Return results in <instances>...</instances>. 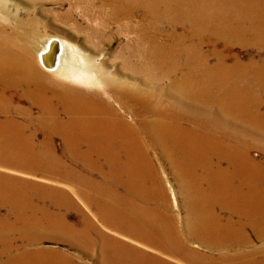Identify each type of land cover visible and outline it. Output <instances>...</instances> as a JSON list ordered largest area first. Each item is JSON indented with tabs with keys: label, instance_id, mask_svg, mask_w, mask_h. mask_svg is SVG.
Wrapping results in <instances>:
<instances>
[{
	"label": "bare ground",
	"instance_id": "bare-ground-1",
	"mask_svg": "<svg viewBox=\"0 0 264 264\" xmlns=\"http://www.w3.org/2000/svg\"><path fill=\"white\" fill-rule=\"evenodd\" d=\"M108 6L115 14L122 15H129L132 10L141 8L150 24L143 31V36H147V44L122 47L119 56L120 66L112 69L117 78H107L105 74L99 72V69L92 68L94 65L89 61L80 71H72L70 64L63 66L65 48L58 40L55 41L60 45L61 55L57 57L56 67L51 70L45 68L42 58L49 52L53 42L49 39L37 54L41 66L60 78L81 79L87 85H98L100 90L89 89L76 93L74 91L77 90L73 88L63 87L62 89L68 90H60L57 94L61 106L59 112L56 109L46 108L40 91L28 92L22 96L41 108V115L35 119V123L42 129L48 130L45 139L52 135L70 139L74 148L85 142L89 143L88 151L81 149L82 153H76L74 157H79V161H86L88 169L93 170L94 175L99 174L101 180L90 182L86 177L91 178L94 175H81L69 171L61 172V178L70 181L65 183L74 186L73 192L83 197L87 207L91 204L97 206L93 215L97 220L100 218L101 222L98 220L100 224L107 228L120 225L126 235L131 234L133 228L139 229L133 234L153 250L169 255L180 254L179 256H183L184 260L187 259L189 264H264V257L260 256L261 247H251L244 232L236 229L233 223H229L230 219L222 222L219 218L198 209L212 203L230 212L229 209L236 205L241 210L240 214L247 217L251 212L250 209L254 207L249 208L248 205L241 203L244 196L240 197L238 192L230 193L229 184L231 176L234 177L237 170L249 176V178L245 176V180L241 179L242 185L245 186L248 184L250 186L252 179L259 181L262 176L252 178L250 170L243 168L245 161H242L248 155V147L236 134L241 129L246 130L245 135L249 139L254 136L251 135V131L256 129L260 132L258 135L263 134L264 138L262 111L264 109V0H108ZM165 24L168 25L170 32L167 36L162 32ZM177 27H180L181 31L184 28L185 31L178 33ZM1 41L7 40L0 37V74L13 73L9 81L7 78L0 80V115L6 117L5 120L0 121V141L6 144L15 141L25 142L33 136L24 137L23 128L8 118L12 112L13 96L7 92L13 87H22L23 79L34 71L31 67L23 65L24 59L30 57L22 59L20 56H15L12 50L17 46L8 41L10 50L5 47L6 44H1ZM141 47L144 48L139 51ZM235 47L249 49L252 54L246 61H242L238 53H233ZM10 62L13 63L9 64ZM16 73L21 74L17 80H15ZM129 77L131 82L124 80ZM250 79L248 87L245 84ZM138 85H142L143 88ZM251 110L255 111L251 112ZM62 115L65 117L64 120L60 119ZM41 116H45L55 127L52 130L48 129L40 121ZM24 118L28 120L27 114ZM208 126L211 129H206ZM115 142H120L122 145L119 143L120 147L114 146ZM103 143L107 145H100ZM152 153L164 159L179 153H188L190 156H195L197 153L211 154L226 164L223 174L221 173L223 188L218 191L215 189L214 184L218 176L216 171L212 172L209 178L213 181L208 182V185H212L209 193L201 190L200 175L196 176L195 172L184 169L188 168L187 166L181 167L177 176L180 181L178 186L182 187L181 194L185 199L188 198L186 200L191 207L198 209L194 212L195 218L184 223L182 230L176 227L170 216L162 214L166 209L163 204L167 198L164 199L163 196L162 179L152 169L153 165L147 161ZM116 154L124 155L130 160L125 163L123 172L103 173L102 169L93 162L95 158L112 159ZM110 180L123 188L126 194L139 196L146 204L136 212L138 218L135 217L134 220V209L116 206L114 210L122 215L121 221L119 217L118 221L112 224L105 221L101 209L107 206L108 196L114 193L109 190ZM168 190L171 199L175 202L174 189L169 186ZM116 192L115 190V194ZM64 193L57 196L60 201L63 203L71 201ZM51 195L49 192L45 194V200H51ZM99 202H104L106 205L98 209ZM154 203L159 209L151 206ZM256 210L264 211V207ZM231 213L232 211L229 214ZM54 224L52 223V226ZM87 227L94 228V225L89 224ZM23 228L17 229L18 232L24 233ZM254 228L260 233L259 237H264V221L254 224ZM47 233H51V230L47 229ZM186 241L190 243L195 241L199 249L208 253L199 254L194 248L192 250L189 247L185 249ZM106 246L100 248L104 258L117 255L116 259L109 262L126 264L124 263L127 262L126 260L123 262L119 259L122 257V252L117 250L119 249L117 246L114 249L110 248L111 252ZM215 252H220V255L214 254Z\"/></svg>",
	"mask_w": 264,
	"mask_h": 264
},
{
	"label": "rangeland",
	"instance_id": "rangeland-1",
	"mask_svg": "<svg viewBox=\"0 0 264 264\" xmlns=\"http://www.w3.org/2000/svg\"><path fill=\"white\" fill-rule=\"evenodd\" d=\"M148 25L150 24L145 17L143 9L136 8L129 15L115 14L113 9L108 6V0H0V37L7 40L1 41V44H6L5 47L8 49H10L9 42L15 44L17 47L12 50L14 55L20 56L22 59L30 57L27 60L24 59L23 65L31 67L34 71L29 77L23 79V88L21 86L13 87L8 89L7 92V94L13 96L12 112L7 117L23 128L24 137H30V135L33 137H30L25 142L21 141L18 143L15 141L6 144L0 141V264H112L109 261L114 260V258L116 259L117 255H112V257L106 256L104 258L101 255L102 253H100V248L103 245H108L106 247L109 248V252L112 250L110 248L114 249L117 246L119 248L117 250L122 252V257L119 259L123 262L126 260L127 262H124L126 264H189L187 259L184 260L183 256H179L180 254H163V252L153 250L144 245L135 235L139 229L133 228V232L126 235L122 232V226L120 225L116 226L118 228L115 226L107 228L105 225L100 224V218H98L100 221L98 222L95 215H93L94 208L97 206L91 204L87 207L88 205L84 202L83 197L73 192L74 186L65 183V181L68 182L69 180H65L60 176V173L64 171L76 172L81 175H94L95 172L93 173V170L88 169L86 161L85 163L84 161H79V157H74L76 153H82L85 149L88 151L87 145L89 143L85 142L81 146L79 145L77 149L72 146L73 143L69 141L70 139H62L56 135L45 139V134L49 133L48 130L44 128L43 130L40 125H36L35 123V119L41 115V108L36 104H32L33 102H30L27 98L22 97L24 94H28V92L37 93L40 91L43 94L46 108L56 109L59 112L61 106L57 94L60 90H68L67 88H64L65 90L62 89L63 87L73 88L77 90L74 91L76 93L89 89L100 90L98 85L90 86L84 80L72 77L63 79L53 72L44 69L39 63L37 54L49 39L58 40L64 44L63 66L70 64L72 71H80L81 68L86 66V62L88 63L89 61V63L94 65L92 68L99 69V72L105 74L107 78H117L112 69L113 67L120 66L119 56L122 47H133L136 44L144 46L143 44H147V36H143V31L147 29ZM156 28H158L157 24ZM183 29L181 31V28L177 27L176 31L183 33L185 31ZM162 32L165 36L170 35L167 24L162 28ZM143 48L141 47L139 51ZM233 53H238L242 61H246L249 55L252 54L251 50L238 47L233 48ZM12 63L10 62L9 64ZM12 73L0 74V80L7 78L9 81ZM20 75L16 73L15 80ZM124 80L131 82L130 77ZM250 81L251 79L245 85L249 87ZM70 85L73 87H70ZM138 86L143 88L142 85ZM254 111L251 110V112ZM262 111L264 112V109ZM25 114H27L28 120H25ZM5 119V116L0 115V121ZM60 119L64 120L65 117L62 115ZM40 121L48 129L52 130L55 127L49 123L45 116H41ZM206 129H211V127L208 126ZM245 134L246 130L243 129L239 130L236 134L237 137L242 138L248 147V155L242 161H245L243 168L250 170L252 178H256L259 175L262 176H260L259 181L252 179L253 182L250 183L251 187L249 184L245 186L242 185L243 181L241 179L245 180V176L248 178L249 176L237 170V173H234V177L233 175L231 176L229 184V189H231L229 192H238L240 197L243 198L244 196L241 203L245 204V206L248 205L249 208L254 206L252 210L250 209V214L247 217L243 214L241 215V210L236 205L232 206L233 209H229L230 212L232 211L231 214L212 203L205 204V206H202V209H198L219 218L222 222L230 219L229 223H233L236 229L244 232L251 247H261L260 256L262 258L264 257V237H259L260 233L254 228V224L264 221V211L258 212L256 210L264 207V138L262 137L263 134L261 136L258 135L260 132L256 129L251 131V135L254 136L249 139ZM119 143L115 142L114 146L120 147L121 143ZM100 145L107 144L103 143ZM125 158L124 155L116 154L112 159L95 158L93 162L102 169L103 173H108V171L123 172L125 170V163L130 161ZM149 158H147V161L151 163L150 165H153L152 169L162 179L163 196L164 199L167 198L165 199L166 201L164 200L165 205L163 204L166 209H164V213L162 212V214L167 215V217L170 216L169 218H172L173 221H171L174 222L179 230H182L184 223L194 219V212L198 211V209H194L187 202L188 200L186 199L188 198L185 199L182 196V187L178 186L180 181L177 179V176L182 166H187L188 168L184 169L189 170V172H195L196 176L200 175L202 178L201 181L199 180L202 183L201 190L205 191V193H209L212 189L210 188L212 185H208V182L211 183L213 181L209 177L215 171L216 176H218L214 184L215 189L218 191L223 188L221 178L223 177L222 171L226 167V164L211 154L197 153L195 156H190L188 153H179L164 159L152 153ZM86 179H90V182L101 180L99 174H95L91 178L88 176ZM110 184L112 186L110 185L109 190L114 193L108 196L107 206H105L104 202L97 203L98 209H101L102 205L105 206L101 209L105 221L111 222V224L118 221L119 218L121 221L122 215L117 214L114 210L116 206L134 209V220L138 218L139 215L136 212L146 204L143 203L139 196L133 197L126 194L125 191L123 192L124 189L114 184L113 180H110ZM169 186L174 189L175 202L171 199L168 190ZM115 190L117 191L116 194ZM48 192L52 194V199L46 201L45 194ZM61 193L67 195L68 199L72 202L63 203V201H60L58 197L62 195ZM21 199L23 200L21 201ZM154 204L151 206L159 209L157 204ZM30 214L31 216H29ZM57 222L60 224L58 225ZM52 223L55 224L52 226ZM89 224L94 225V228L90 227L93 231L87 227ZM21 228L25 230L24 233L18 232L17 229ZM47 229H50L51 233L46 234ZM77 230L80 232L79 234ZM191 243L186 241L184 244L185 249L186 247L192 250L194 248V251L196 253L199 252V254L207 252L201 248L199 249L195 241H191ZM214 254L220 255V252H215Z\"/></svg>",
	"mask_w": 264,
	"mask_h": 264
},
{
	"label": "water",
	"instance_id": "water-1",
	"mask_svg": "<svg viewBox=\"0 0 264 264\" xmlns=\"http://www.w3.org/2000/svg\"><path fill=\"white\" fill-rule=\"evenodd\" d=\"M52 46L49 48V52L42 58L45 68L51 70L56 67L57 57L60 55V45L57 41L53 40Z\"/></svg>",
	"mask_w": 264,
	"mask_h": 264
},
{
	"label": "crops",
	"instance_id": "crops-1",
	"mask_svg": "<svg viewBox=\"0 0 264 264\" xmlns=\"http://www.w3.org/2000/svg\"><path fill=\"white\" fill-rule=\"evenodd\" d=\"M18 87V86H17Z\"/></svg>",
	"mask_w": 264,
	"mask_h": 264
}]
</instances>
